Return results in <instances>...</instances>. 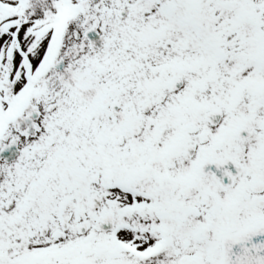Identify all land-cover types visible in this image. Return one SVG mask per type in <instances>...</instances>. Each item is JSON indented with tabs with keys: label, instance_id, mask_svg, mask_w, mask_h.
<instances>
[{
	"label": "snow or ice",
	"instance_id": "snow-or-ice-1",
	"mask_svg": "<svg viewBox=\"0 0 264 264\" xmlns=\"http://www.w3.org/2000/svg\"><path fill=\"white\" fill-rule=\"evenodd\" d=\"M0 264H264V0H0Z\"/></svg>",
	"mask_w": 264,
	"mask_h": 264
}]
</instances>
